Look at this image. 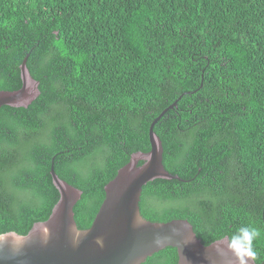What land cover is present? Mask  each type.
Masks as SVG:
<instances>
[{
  "label": "trees",
  "instance_id": "trees-1",
  "mask_svg": "<svg viewBox=\"0 0 264 264\" xmlns=\"http://www.w3.org/2000/svg\"><path fill=\"white\" fill-rule=\"evenodd\" d=\"M26 56L40 95L0 108V234L48 218L52 166L89 228L176 102L153 130L181 181L144 185L141 215L187 220L205 246L250 225L264 264V0H0V90L21 87ZM177 259L167 247L142 264Z\"/></svg>",
  "mask_w": 264,
  "mask_h": 264
},
{
  "label": "water",
  "instance_id": "water-1",
  "mask_svg": "<svg viewBox=\"0 0 264 264\" xmlns=\"http://www.w3.org/2000/svg\"><path fill=\"white\" fill-rule=\"evenodd\" d=\"M27 57L19 66L21 87L0 90V108H27L40 95L39 82L26 66ZM174 105L176 102L150 124V150L133 153L103 187L104 199L89 228L79 229L74 219L73 208L82 191L59 178L52 166L50 176L58 201L48 218L34 223L25 235L0 234V264H142L167 247L176 250L177 264H234L226 250L218 254L215 248H206L187 220L151 222L140 213L144 185L155 179L181 181L165 170L162 142L153 130ZM189 240L192 242L186 244Z\"/></svg>",
  "mask_w": 264,
  "mask_h": 264
},
{
  "label": "clouds",
  "instance_id": "clouds-1",
  "mask_svg": "<svg viewBox=\"0 0 264 264\" xmlns=\"http://www.w3.org/2000/svg\"><path fill=\"white\" fill-rule=\"evenodd\" d=\"M261 235L259 229L250 225H241L231 235H225L214 241L207 247H213L218 254L225 250L234 258V264H253L257 258V252L253 242ZM189 240L186 242L191 243ZM162 243V241L157 242Z\"/></svg>",
  "mask_w": 264,
  "mask_h": 264
}]
</instances>
